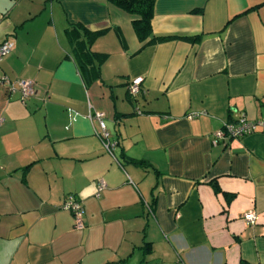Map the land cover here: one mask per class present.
I'll list each match as a JSON object with an SVG mask.
<instances>
[{
  "label": "crops",
  "instance_id": "0c3cea01",
  "mask_svg": "<svg viewBox=\"0 0 264 264\" xmlns=\"http://www.w3.org/2000/svg\"><path fill=\"white\" fill-rule=\"evenodd\" d=\"M133 19L108 0H0V264H264V131L214 136L264 120V0H156L153 34L175 38L145 45ZM22 78L25 102L6 81Z\"/></svg>",
  "mask_w": 264,
  "mask_h": 264
},
{
  "label": "built area",
  "instance_id": "2783aa9c",
  "mask_svg": "<svg viewBox=\"0 0 264 264\" xmlns=\"http://www.w3.org/2000/svg\"><path fill=\"white\" fill-rule=\"evenodd\" d=\"M13 42L7 40L0 44V60L8 54L13 49ZM9 86L16 88V85L20 89V96L21 101L25 102L31 95L35 92V82L30 78H22L17 81H10L6 79ZM143 81L144 78L142 76H137L131 80L129 86V93L132 96H136L143 90ZM201 113L200 112H191L188 114L190 119L198 117ZM89 117L92 120H98L101 126V132H97L99 136L104 140L108 139L109 133L107 131L105 125V114L103 112H92L90 111ZM262 130L264 131V120H251L248 119L245 115H242L237 121L235 122H227L224 124L222 128L217 130L214 134L215 141H219L221 139L226 138H240L245 135L254 133L256 131ZM105 147L110 151L111 144L106 142ZM106 187V183L103 180H100L98 184V194ZM64 209H67L72 212L74 219H75V226L78 229H82L85 227V210L82 203L74 196L69 195L68 198L65 200L62 206ZM243 218L246 223L248 224H255L258 220V215L250 210L244 213Z\"/></svg>",
  "mask_w": 264,
  "mask_h": 264
},
{
  "label": "trees",
  "instance_id": "16d2710c",
  "mask_svg": "<svg viewBox=\"0 0 264 264\" xmlns=\"http://www.w3.org/2000/svg\"><path fill=\"white\" fill-rule=\"evenodd\" d=\"M108 1L111 4L117 6L118 8H120L123 11L131 14L134 17V19H133L134 30H135L139 40L141 42H143L144 45L148 44V43L164 42V41H167L169 39L175 38V36H155L153 34L152 19L154 16V7H155L156 0H108ZM101 33L102 32H93L89 37V41L88 40H85V41L77 40L79 48H81V49H83V47L88 48L89 47L88 44L92 43ZM190 38L192 40L196 41L199 39V36H193ZM92 53L95 55L99 54L96 52H91V54ZM97 56L101 57L102 59L104 57H106V55H101V54L97 55ZM25 79H27V78H25ZM130 83H131V81L128 84V91H129ZM15 89H17V91L19 92V95H20V89L17 85H16ZM143 91H144V88L141 92H143ZM20 99H21V96H20ZM90 111H89V113H90ZM212 184H213V187L215 188V190L219 191L218 185L214 182ZM242 264H244V263H242Z\"/></svg>",
  "mask_w": 264,
  "mask_h": 264
}]
</instances>
